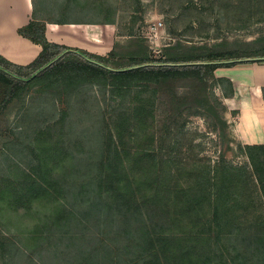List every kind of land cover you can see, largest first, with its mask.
I'll return each instance as SVG.
<instances>
[{
    "label": "rangeland",
    "instance_id": "1",
    "mask_svg": "<svg viewBox=\"0 0 264 264\" xmlns=\"http://www.w3.org/2000/svg\"><path fill=\"white\" fill-rule=\"evenodd\" d=\"M188 1L102 0L95 8L47 10L46 17L98 22L89 32L96 53L88 52L103 56L111 50L146 51L153 59L191 51L243 62L263 56L264 0H194L190 8ZM84 79L32 78L27 93L0 104V185H18L20 169L39 156L59 184L45 205L0 202V264L1 252L9 250L13 258L6 264L27 262L12 243L22 244L19 236L28 232L42 240L33 246L35 264H79L82 253L90 255L88 264H125L136 257L133 238L144 230L154 241L150 252L164 264H174L185 249L194 248L196 255L207 247L236 263L264 264V157L252 166L234 136L223 98L231 85L215 77H175L119 97L110 107L108 89ZM79 85L74 95L71 87ZM52 143L67 157L48 154ZM102 150L111 160L103 165L109 173L114 168V175L140 186L133 187L130 208L117 207L109 194L89 214L87 202L72 200L68 189L98 177ZM199 183L215 202L201 197L192 212L186 190ZM166 185L168 192H155ZM62 202L69 211L56 217ZM135 206L142 219L131 217Z\"/></svg>",
    "mask_w": 264,
    "mask_h": 264
},
{
    "label": "trees",
    "instance_id": "2",
    "mask_svg": "<svg viewBox=\"0 0 264 264\" xmlns=\"http://www.w3.org/2000/svg\"><path fill=\"white\" fill-rule=\"evenodd\" d=\"M192 4H194V0H189L187 3L189 8ZM228 6V4L225 5L226 8ZM184 8L185 5L182 6V9ZM107 23L113 24L114 22H105V24ZM17 33L31 40L33 43L39 44L42 49L32 62L24 66L14 64L0 56V104L9 102L13 97H17L23 92L27 93V86L32 78L49 77L50 75L52 78L55 77L68 81L85 78V84L87 85L96 84L102 85V88L106 87L111 94L108 106L112 107L116 104L119 97H128L134 91L141 93L143 91L141 89L148 88L150 84H164L169 79L175 77H198L202 81H206L208 78L214 77L213 72L216 68L230 67L236 63L243 62L239 60H225L221 59L217 54L204 55L202 52L195 51L181 54L167 52L158 59L150 58L146 51L141 52L142 55L140 54V56L135 52L119 55L114 50H111L107 55L103 56L82 49L48 42L44 36V24L34 21L18 28ZM140 50L142 51V49ZM262 55L261 58L248 62H264V53ZM99 80L102 82H98ZM227 83L229 86L231 85L230 82L227 81ZM81 89L80 85L75 88L71 87L74 95L80 93ZM133 108L136 114L142 111L138 105H135ZM122 119L127 121L128 118ZM122 119L118 121L125 124V121H122ZM105 133L101 131L98 135L103 137ZM36 137L38 135L35 136V139ZM47 146L48 154L57 157H60V155L65 158L67 157V155L61 154L56 144L52 143ZM36 147L37 150L40 148L39 143H37ZM117 148L118 146H115V155L119 159L120 151H117ZM242 151L252 166L256 165L261 156L264 157V146H242ZM100 155H102L99 160L100 170L96 173L98 177L95 179L88 177L78 182V184L76 183V185L72 184L68 189L71 191H69L71 193L70 197L77 203H79V200L83 203L87 202L86 207L88 209H86L89 214L96 209H101L100 200L103 199V195L110 198L109 194L115 196L118 204L117 207L127 204V207L130 208V204L135 201L133 200V187H139L140 184L129 180H122L120 177L114 175V168H112L113 173H109L103 165L106 161L111 160L107 158V155L105 156L104 150H102ZM36 162L33 164L27 163L20 169L23 181L19 182L18 185H7L6 189L0 185V202L5 203V206L16 205L26 199L36 200L39 203L43 202V205H45L47 203L45 202L46 198L56 195L55 193L59 190V184L56 182V179L51 176L45 161L43 160L42 162L40 156L37 157ZM61 162L63 161L58 160V163ZM115 164L118 165V162H112L113 166ZM110 167L107 168L109 169ZM117 169L119 170L120 168ZM115 177L118 179H116L113 186L110 182L114 181ZM196 186H189L184 199L188 203L189 210L191 208L192 212L193 208L199 205L198 200L201 197L208 199L211 204L215 202V199L209 197L211 193L205 192L204 184L199 183ZM109 187L112 190H109ZM155 192L163 195L164 192H168V186L166 185L164 188L160 186ZM65 203L59 204L60 209H56L55 211L57 213L56 217H61L63 212L69 211V207H66ZM107 206H109V203ZM135 212L131 214V217L133 218L136 215L135 218L140 216L142 219L144 214L140 212L139 206L138 209L135 206ZM31 233L28 232L25 235L19 236L23 239H18L22 243H18L19 246L12 243V247L15 248L19 256L26 258L27 262L25 261V264H35L32 257L33 246L38 245L42 241L39 239L40 236H35L33 232ZM139 237L138 240L132 237L135 242L134 244H136L134 246L135 250H138L136 257L130 258L125 264H164V261H160L157 253L150 252V248L154 244V241L151 240L150 232L144 230ZM181 237L179 239L183 240L184 243L186 234H181ZM185 250L179 253L174 264H240L236 263L235 260L227 259L224 255H218L214 247L213 249L208 247L203 248V251L199 250V254L196 255L194 248ZM210 251H214V254L216 253L215 257H212ZM260 253L261 256H264V249ZM1 254L3 256L2 264L10 262L13 258L10 250L8 252L3 251ZM86 255L81 254L82 257L78 259L79 264H88L87 261L90 255ZM195 256H197L196 259H194ZM109 264L114 263L109 262Z\"/></svg>",
    "mask_w": 264,
    "mask_h": 264
},
{
    "label": "crops",
    "instance_id": "3",
    "mask_svg": "<svg viewBox=\"0 0 264 264\" xmlns=\"http://www.w3.org/2000/svg\"><path fill=\"white\" fill-rule=\"evenodd\" d=\"M97 2L102 0H0V56L22 66L38 56L41 46L17 33L31 21L44 24L48 42L94 52L89 32L98 22L72 20L67 15L49 20L46 11L95 8ZM213 74L231 84L223 98L236 140L242 146H264V62H240L216 68Z\"/></svg>",
    "mask_w": 264,
    "mask_h": 264
}]
</instances>
